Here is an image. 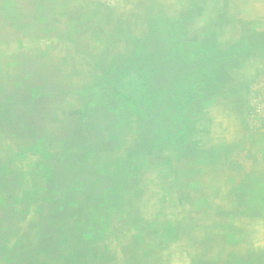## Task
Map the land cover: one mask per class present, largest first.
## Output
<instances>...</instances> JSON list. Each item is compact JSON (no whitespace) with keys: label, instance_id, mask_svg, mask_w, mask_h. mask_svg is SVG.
I'll use <instances>...</instances> for the list:
<instances>
[{"label":"rangeland","instance_id":"rangeland-1","mask_svg":"<svg viewBox=\"0 0 264 264\" xmlns=\"http://www.w3.org/2000/svg\"><path fill=\"white\" fill-rule=\"evenodd\" d=\"M38 1L0 0V264H130L180 202L176 185L161 189L175 167L149 154L142 132L159 122L130 106L144 92L118 33L126 20L115 0H95L96 18L79 0ZM257 82L264 72L239 109L254 142L264 141Z\"/></svg>","mask_w":264,"mask_h":264},{"label":"crops","instance_id":"crops-1","mask_svg":"<svg viewBox=\"0 0 264 264\" xmlns=\"http://www.w3.org/2000/svg\"><path fill=\"white\" fill-rule=\"evenodd\" d=\"M74 4L101 15L95 0ZM111 11L126 20L124 55L142 75L144 93L130 106L159 122L142 132L153 137L149 154L175 167L161 189L176 185L180 202L130 264H264V141L250 140L239 112L264 72V0H115ZM167 229L174 235H161Z\"/></svg>","mask_w":264,"mask_h":264},{"label":"built area","instance_id":"built-area-1","mask_svg":"<svg viewBox=\"0 0 264 264\" xmlns=\"http://www.w3.org/2000/svg\"><path fill=\"white\" fill-rule=\"evenodd\" d=\"M107 4H110V2H112V0H104ZM259 82H257L256 83V88L259 90L260 89V87L262 86V84L260 83V84H258ZM260 91H264V87H261V89H260ZM258 94H259V92H258ZM253 100V99H252ZM257 101V100H256ZM257 104H258V106H260V102H258L257 101ZM255 105H256V102H255Z\"/></svg>","mask_w":264,"mask_h":264}]
</instances>
